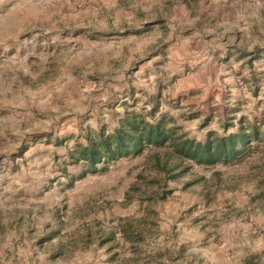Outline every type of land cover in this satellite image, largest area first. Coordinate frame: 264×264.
<instances>
[{
	"label": "rangeland",
	"instance_id": "rangeland-1",
	"mask_svg": "<svg viewBox=\"0 0 264 264\" xmlns=\"http://www.w3.org/2000/svg\"><path fill=\"white\" fill-rule=\"evenodd\" d=\"M128 110L264 129V0H0V264H264V140L175 180L154 146L81 176L68 150Z\"/></svg>",
	"mask_w": 264,
	"mask_h": 264
},
{
	"label": "trees",
	"instance_id": "trees-1",
	"mask_svg": "<svg viewBox=\"0 0 264 264\" xmlns=\"http://www.w3.org/2000/svg\"><path fill=\"white\" fill-rule=\"evenodd\" d=\"M155 109L148 115L154 117ZM264 140V129L254 123L238 121L237 130L227 134L209 131L203 141L194 139L181 131L180 127L168 121L164 115L149 120L146 114L134 110L124 112L117 127L106 132L87 130L85 143L68 150L71 164L83 163L81 176L96 171H105L112 163L129 155L138 154L148 146L165 149L164 156L153 155L157 170L163 172L166 179L175 180L184 177L192 164L215 165L240 159L251 147L252 142ZM215 174H218L216 172ZM203 179L199 175L193 180L187 179L184 186L195 184ZM157 184H161L160 180ZM165 187V188H164ZM156 188L151 198L164 199L171 193L166 186ZM122 234L129 238L131 234L142 236L140 230H132L129 223L121 226ZM105 241H112L113 234ZM251 264H255L249 259Z\"/></svg>",
	"mask_w": 264,
	"mask_h": 264
}]
</instances>
